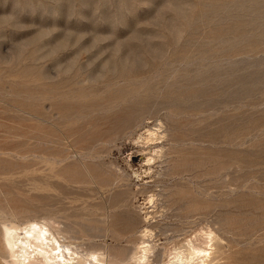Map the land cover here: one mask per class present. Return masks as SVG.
<instances>
[{
    "label": "rangeland",
    "instance_id": "1",
    "mask_svg": "<svg viewBox=\"0 0 264 264\" xmlns=\"http://www.w3.org/2000/svg\"><path fill=\"white\" fill-rule=\"evenodd\" d=\"M165 214L264 264V0H0V252L32 219L135 251Z\"/></svg>",
    "mask_w": 264,
    "mask_h": 264
},
{
    "label": "bare ground",
    "instance_id": "2",
    "mask_svg": "<svg viewBox=\"0 0 264 264\" xmlns=\"http://www.w3.org/2000/svg\"><path fill=\"white\" fill-rule=\"evenodd\" d=\"M160 129L161 126L147 129L146 143L161 139L163 135ZM148 161H151V158ZM150 201L153 202V199ZM201 216L199 211L194 213L195 219L199 222ZM161 217L150 218L141 233L142 241L138 244L137 251L128 248L116 250L109 245L96 243L85 249H82L81 245L73 247L71 243L61 241L49 227L50 225L34 219L27 220L24 225L5 224L1 232L4 246L0 255L7 259L6 264H165L163 261L165 256L168 264H226L224 262L226 255L224 251L222 252L224 246L218 244V239L212 230L206 232L202 244V229L198 228L199 223L197 229L193 231L184 228L189 221H186L184 226H177L171 230L169 224L163 225L164 228L161 227L169 215L165 214ZM187 218L189 215L185 216V219ZM150 226L152 228H149ZM154 227L159 228V233H155ZM169 231L173 234L170 235ZM109 232L103 236L105 238L116 236L113 234L117 232L114 233L111 229ZM158 234L165 235L168 241L171 240L169 243H175L174 246L170 249L165 248L164 251L158 250L153 242ZM94 236L100 235L94 234Z\"/></svg>",
    "mask_w": 264,
    "mask_h": 264
}]
</instances>
